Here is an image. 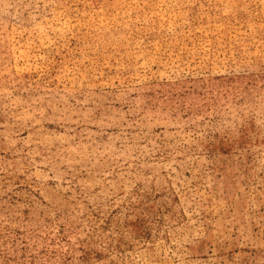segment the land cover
<instances>
[{
  "label": "rangeland",
  "instance_id": "obj_1",
  "mask_svg": "<svg viewBox=\"0 0 264 264\" xmlns=\"http://www.w3.org/2000/svg\"><path fill=\"white\" fill-rule=\"evenodd\" d=\"M0 264H264V0H0Z\"/></svg>",
  "mask_w": 264,
  "mask_h": 264
}]
</instances>
